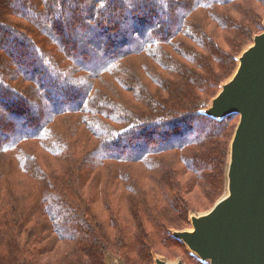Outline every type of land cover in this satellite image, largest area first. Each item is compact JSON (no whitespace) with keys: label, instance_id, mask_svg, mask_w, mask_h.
Returning a JSON list of instances; mask_svg holds the SVG:
<instances>
[{"label":"trees","instance_id":"16d2710c","mask_svg":"<svg viewBox=\"0 0 264 264\" xmlns=\"http://www.w3.org/2000/svg\"><path fill=\"white\" fill-rule=\"evenodd\" d=\"M264 0H0V264H208L174 237L227 192L205 114Z\"/></svg>","mask_w":264,"mask_h":264},{"label":"water","instance_id":"95a60500","mask_svg":"<svg viewBox=\"0 0 264 264\" xmlns=\"http://www.w3.org/2000/svg\"><path fill=\"white\" fill-rule=\"evenodd\" d=\"M205 114L240 116L230 145L227 192L205 213L190 217L192 228L175 230L208 264H264V30L239 57V65ZM108 264H122L114 258ZM155 264H185L155 257Z\"/></svg>","mask_w":264,"mask_h":264},{"label":"rangeland","instance_id":"374dc122","mask_svg":"<svg viewBox=\"0 0 264 264\" xmlns=\"http://www.w3.org/2000/svg\"><path fill=\"white\" fill-rule=\"evenodd\" d=\"M205 213V212H204ZM191 226V225H190ZM192 228V226L191 227H189L188 229H191ZM115 257L112 255V254H109L108 255V262H110V260H113ZM178 259H182L184 262H185V264H190V263H188V261H187V259L185 258H181V257H179V258H177V259H175V260H170V261H176V260H178ZM169 260V259H168Z\"/></svg>","mask_w":264,"mask_h":264}]
</instances>
